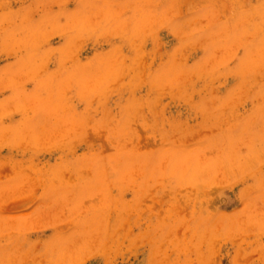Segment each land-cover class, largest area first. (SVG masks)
I'll return each instance as SVG.
<instances>
[{
    "label": "rangeland",
    "instance_id": "1",
    "mask_svg": "<svg viewBox=\"0 0 264 264\" xmlns=\"http://www.w3.org/2000/svg\"><path fill=\"white\" fill-rule=\"evenodd\" d=\"M0 264H264V0H0Z\"/></svg>",
    "mask_w": 264,
    "mask_h": 264
}]
</instances>
